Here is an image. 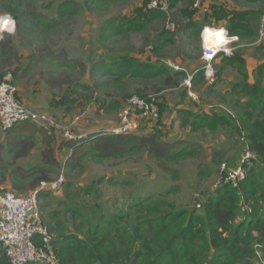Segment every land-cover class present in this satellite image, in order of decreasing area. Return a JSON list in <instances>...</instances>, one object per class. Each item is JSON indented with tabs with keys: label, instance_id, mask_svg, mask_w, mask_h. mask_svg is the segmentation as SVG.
I'll list each match as a JSON object with an SVG mask.
<instances>
[{
	"label": "trees",
	"instance_id": "1",
	"mask_svg": "<svg viewBox=\"0 0 264 264\" xmlns=\"http://www.w3.org/2000/svg\"><path fill=\"white\" fill-rule=\"evenodd\" d=\"M246 1L253 4L258 2ZM148 2L145 1L138 9L139 17L121 25V33L145 31L147 25L142 20L146 23L167 20L169 14L146 10ZM174 2L190 7L194 4V0H171V9ZM11 5L7 11L18 19L19 34L25 32L30 38L34 34L33 28L38 30V52L47 62L42 71L43 79L50 90L56 92L48 105L51 109L64 111L63 120H56L59 124L66 126L69 120L75 122L76 118L72 114L87 106H92L95 114L120 110L121 113L118 124L111 128L83 135L80 133L77 135L82 138H64L61 142L58 141V135L63 133L56 128L38 127L30 123L15 127L13 137H5L4 140L13 160L28 157L31 151L42 144L45 148L40 156L43 166L27 170L16 163L7 164L0 151V190L9 191L5 186L10 183L11 192L23 194L38 188L42 182L52 180L50 177L61 167L57 152L64 149L71 151L68 167L72 168L80 167L89 157L117 158L139 153L149 160L160 162L161 168L168 173L170 164L195 154V150L186 147L190 143L174 141L175 136L171 135L170 129H166L167 122L163 121L162 108L157 101L160 109L158 120L148 119L141 115L142 112L135 110L133 116L137 118L140 115L147 124L142 126L137 121L136 130L132 132H110V129L120 126L123 111L131 98L146 100L166 88L180 87V79L184 75L182 72L186 70L168 73L166 63L157 58L159 49L156 46L149 48L155 56L147 60L124 51L113 54L109 59L103 58L88 69L81 58H71L64 48L52 44L55 36L52 32L60 26L58 20L42 18L30 12L25 8L27 5L24 0L22 3L13 0ZM64 6L74 8L69 3ZM181 12L189 19L183 29L196 37L201 36L206 27L224 24L230 36L237 37L239 41L260 38L264 7L256 10H228L216 5L204 15H197L190 10ZM164 35L165 32L161 31L159 40ZM12 45L10 39L0 42L2 78L6 70L14 66L15 47ZM236 46L233 45L234 48ZM219 61L223 65L219 71L216 70L215 83L219 82L221 74L227 69H237L242 75L239 94L246 101L238 108L235 118L213 113L211 105H208V113L196 112L191 108L180 113L185 116L182 121L196 128L195 131L208 126L211 132L221 128L237 132L239 139L245 142L242 144L243 152L253 154L246 166V177L234 187L231 183H225L228 178L226 173L221 175L222 184L215 187L205 199L197 198L195 202L199 208L194 206L193 210L176 205L166 196H149L137 198L126 213L115 217H111L105 204L97 201L93 205L64 203L62 221H57L55 214H47V207L40 206L41 212H45V218L42 215V219L60 264H256L261 253L264 255V81L261 76L264 64L259 68V77L249 83L247 62L242 51L235 50L229 57L220 55L216 63ZM26 71L18 65L12 75L19 78L21 74L22 79ZM197 71L195 75L194 71L191 74L194 75L191 89L182 83L187 94L196 93L195 89L209 85L210 81L205 79L203 72ZM80 91L85 92V95ZM89 93L96 97H90ZM196 95L198 100L195 104L200 105V97ZM18 99L23 103L19 94ZM235 103L238 106L237 100ZM190 118L193 120L190 121ZM72 132L76 135L75 131ZM12 167L15 168L10 169ZM172 190L177 191L179 187L175 186ZM46 194L42 193L39 199ZM94 194L100 198L99 191H94V187L90 186L80 190L79 198H90ZM34 242L37 247H45L41 236H36ZM0 264H10L3 251H0Z\"/></svg>",
	"mask_w": 264,
	"mask_h": 264
},
{
	"label": "rangeland",
	"instance_id": "2",
	"mask_svg": "<svg viewBox=\"0 0 264 264\" xmlns=\"http://www.w3.org/2000/svg\"><path fill=\"white\" fill-rule=\"evenodd\" d=\"M12 1L0 0V16L11 15L15 20L14 31L4 33L1 40L2 42L10 39L13 41L12 46L15 47L14 66L9 67L5 73L6 75L14 73L18 69V65L26 69L25 78L20 79L21 74H19V78L13 76L20 99L28 108L48 113L61 122L64 111L51 109L48 105L56 92H52L43 79L42 71H44L47 62L38 52L40 46L38 30L33 28L34 34L30 38L25 32L19 34L18 19L7 11L14 5H11ZM19 1L22 3V0ZM24 1L27 5L25 8L30 12L37 13L42 18L59 21V28L52 32L55 35L52 44L64 48L71 58H81L88 69L93 63L103 58L109 59L113 54L118 55L124 51H129L131 54L147 60L149 57L155 56L149 48L156 46L159 49L157 58L166 63L169 68L168 73L180 72V70H174L172 66L180 61L184 62L182 65L179 64L181 69L186 70V72H182L184 73L180 79L182 83L193 72L190 64H197L198 56L202 53L201 36H193L190 31L183 29L189 19L184 17L185 13L181 12L182 10L184 12L190 10L197 15H204L207 10L216 5L223 6L228 10L238 8L240 10H256L264 7V0H258L255 4L248 3L246 0H202L199 8L194 5L197 0H194L192 7L174 2L169 15H167V20L151 23L142 20L147 25L145 31L127 34L121 33L119 28L123 23L139 17L137 11L147 0ZM67 3L74 8L64 6ZM61 7L64 8L60 9ZM27 10L25 11L28 12ZM168 24H170V29ZM208 28H222V25L218 24ZM161 31H164L165 35L159 40ZM166 39H169V42H166ZM234 44L237 46L233 48V52L240 50L245 56L248 64L249 83H253L259 77V68L264 64V42L258 38L243 42L238 39ZM222 65L219 61L215 64V69L219 71ZM261 76L264 81V70H261ZM1 78L0 75V80ZM241 82L242 75L237 69H227L221 74L219 82L215 83L212 80L208 82V86L195 89L201 100L200 105H196V100L190 98L182 83L178 88H166L162 93L153 94L155 100L161 105L163 121L167 122L166 129H170L171 135L175 136L173 137L174 141L184 140L190 143L186 145L187 149L195 150V154L170 164V173L161 168L160 162L149 160L139 153H131L117 158L96 159L89 157L82 162L80 167L72 168L68 167L71 151L59 150L57 157L61 167L50 178L54 180L63 173L65 182L57 192L48 193L40 199L41 208L47 207L45 212L55 214L58 217L57 221H62L63 213H65L64 203L69 205L79 202L93 205L97 201L105 204V209L108 210L111 217L126 213L130 205L139 197L166 196L168 200L178 206L182 205L192 210L194 206L199 208L195 202L196 199H205L213 193L214 188L223 182L221 175L226 173L228 179L225 183H230V173L239 167H243L246 171L247 152H243L242 144L245 142L243 139H239L237 132L225 128L211 132L208 126L206 129L195 131L196 128H192L182 121V117L185 116L180 112L191 108L196 112L207 111L208 113L210 109L208 105H211L213 113L235 118L239 112L238 108L246 101L239 94ZM80 93L85 95L83 91ZM88 95L96 97L91 93ZM236 100L239 102L238 106H236ZM93 109L92 106H87L81 111L74 112L73 118H79V120L75 122L69 120L66 127L75 131L76 135L80 133L83 135L118 124L121 110L113 113L95 114ZM192 120L193 118H190V121ZM130 121L136 124L140 123L142 126L148 123L140 115H137V118L132 116ZM14 132L15 129L6 132L0 129V151L4 161L7 164L16 163L17 166L21 165L27 170L35 166H43L40 156L45 148L42 144L31 151L28 157L13 160V156L6 150L7 146H5L4 140L5 137H13ZM58 138V141L61 142L65 136L60 133ZM169 141L174 142L173 140ZM13 168L15 167L10 169ZM90 186L94 187V191H99L100 198L98 199L96 194L90 198H79L80 190L90 188ZM175 186L179 187V190L173 191ZM5 187L9 191L12 190L10 183ZM30 191L23 194L17 192L16 194L27 195ZM45 212L42 211V215ZM256 248L258 251L260 250L258 246ZM255 263L264 264L262 253L261 258H257Z\"/></svg>",
	"mask_w": 264,
	"mask_h": 264
},
{
	"label": "built area",
	"instance_id": "3",
	"mask_svg": "<svg viewBox=\"0 0 264 264\" xmlns=\"http://www.w3.org/2000/svg\"><path fill=\"white\" fill-rule=\"evenodd\" d=\"M201 1H196V8L201 6ZM170 3L171 0H149L147 9L169 14L171 11ZM14 29L15 20L13 17L9 15L0 16V40L4 33H11ZM211 31L213 33L206 34L202 31L201 35V70L207 81L213 80L216 76L215 63L217 58L220 55L231 56L234 50L233 45L238 41V38L230 36L226 29L217 28ZM259 34V39L263 41L264 13L260 22ZM175 69L178 70L179 68L176 67ZM184 85L191 89V78L185 81ZM189 95L194 100L198 99L193 92H190ZM135 110L142 112V116L152 120H158L160 116V109L154 97L146 100L133 97L128 101L123 111L120 126L110 129V132L128 133L136 130L137 124L130 121ZM26 123L59 129L68 140L76 138L72 130L59 124L49 114L34 111L21 103L18 99V89L14 83L13 75L8 73L0 80V129L6 132ZM252 156L253 154L248 151L246 159L249 161ZM245 177L246 171L243 167H239L230 173L229 181L234 187H237L238 183ZM64 182L65 176L62 173L54 180L42 182L38 188L25 196H17L14 192L0 190V251L5 253L10 264H60L51 246L50 233L42 219L39 198L44 192L58 191ZM36 236L42 237L45 247H37L34 242Z\"/></svg>",
	"mask_w": 264,
	"mask_h": 264
},
{
	"label": "crops",
	"instance_id": "4",
	"mask_svg": "<svg viewBox=\"0 0 264 264\" xmlns=\"http://www.w3.org/2000/svg\"><path fill=\"white\" fill-rule=\"evenodd\" d=\"M236 10H240L239 8L238 9H236ZM242 10H246V9H242ZM248 10V9H247ZM222 27H225L224 26V24L222 25ZM198 28H200V27H198ZM247 62V61H246ZM184 62L183 61H180L179 63H176L175 65L176 66H178V67H180L179 66V64H183ZM190 65H192L191 66V70L192 71H194L193 73H195L198 69H200L201 68V66H202V61H201V53L199 54V56H198V62H197V64H190ZM248 65V64H247ZM185 70V69H184Z\"/></svg>",
	"mask_w": 264,
	"mask_h": 264
},
{
	"label": "clouds",
	"instance_id": "5",
	"mask_svg": "<svg viewBox=\"0 0 264 264\" xmlns=\"http://www.w3.org/2000/svg\"><path fill=\"white\" fill-rule=\"evenodd\" d=\"M201 2H202V1H201ZM9 16H11V15H9ZM11 17H12V16H11ZM222 28H223V29H226L225 27H222ZM213 29H215V28H213ZM216 29H217V28H216ZM220 29H221V28H220ZM226 30H227V29H226ZM201 35H202V33H201ZM2 38H3V37H2ZM1 40H2V39H1ZM1 40H0V42H1ZM201 56H202V53H201ZM172 67L174 68V70H176V69H175L176 67L179 68V69L176 70V71H179V70L182 71V70H184V69H181L180 67L175 66V65H173ZM201 68H202V66H201ZM201 68L199 69V71H202ZM197 72H198V71H196V72L194 73V75H195ZM202 72H203V71H202ZM194 75L189 76V78H191V83H192V79H193ZM189 78H188V79H189ZM188 79H187V80H188ZM187 80H186V81H187ZM184 83H185V81H184ZM193 93H194V92H193ZM189 94H190V93H189ZM194 94L196 95V93H194ZM189 96H190V95H189ZM196 96H197V95H196ZM197 97H198V96H197ZM190 98L193 99L191 96H190ZM193 100H194V99H193ZM197 100H198V99H197ZM75 136L78 137V136H81V135H75ZM65 139H67V138H65ZM55 192H57V191H55ZM55 192H44V193H55Z\"/></svg>",
	"mask_w": 264,
	"mask_h": 264
},
{
	"label": "bare ground",
	"instance_id": "6",
	"mask_svg": "<svg viewBox=\"0 0 264 264\" xmlns=\"http://www.w3.org/2000/svg\"><path fill=\"white\" fill-rule=\"evenodd\" d=\"M211 30H212V28H206L205 30H203V32L206 34V33H210V32H212ZM212 33H213V32H212Z\"/></svg>",
	"mask_w": 264,
	"mask_h": 264
},
{
	"label": "snow or ice",
	"instance_id": "7",
	"mask_svg": "<svg viewBox=\"0 0 264 264\" xmlns=\"http://www.w3.org/2000/svg\"><path fill=\"white\" fill-rule=\"evenodd\" d=\"M5 24H7V21H5Z\"/></svg>",
	"mask_w": 264,
	"mask_h": 264
}]
</instances>
